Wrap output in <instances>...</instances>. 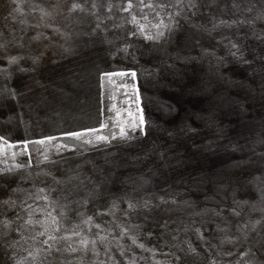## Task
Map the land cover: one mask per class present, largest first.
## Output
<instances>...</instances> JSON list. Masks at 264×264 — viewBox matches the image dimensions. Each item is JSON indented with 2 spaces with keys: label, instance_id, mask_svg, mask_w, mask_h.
Masks as SVG:
<instances>
[{
  "label": "rangeland",
  "instance_id": "1",
  "mask_svg": "<svg viewBox=\"0 0 264 264\" xmlns=\"http://www.w3.org/2000/svg\"><path fill=\"white\" fill-rule=\"evenodd\" d=\"M0 264H264V0H0Z\"/></svg>",
  "mask_w": 264,
  "mask_h": 264
},
{
  "label": "snow or ice",
  "instance_id": "2",
  "mask_svg": "<svg viewBox=\"0 0 264 264\" xmlns=\"http://www.w3.org/2000/svg\"><path fill=\"white\" fill-rule=\"evenodd\" d=\"M149 7H151V5H148ZM131 7V4H129V8ZM162 34V33H161ZM149 39H151V37H148ZM121 133H122V135H126V133H125V131H124V129H121ZM100 139H103V137H99ZM51 238V237H50ZM103 239V238H102ZM133 242H135V241H133ZM82 243H84V244H86L87 243V241H82ZM141 247H143V245H141Z\"/></svg>",
  "mask_w": 264,
  "mask_h": 264
}]
</instances>
